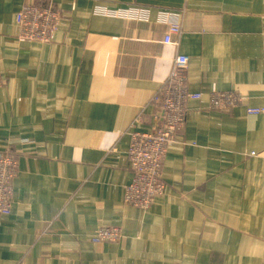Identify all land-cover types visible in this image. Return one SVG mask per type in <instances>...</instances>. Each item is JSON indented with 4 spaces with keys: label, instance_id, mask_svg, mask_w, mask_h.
Instances as JSON below:
<instances>
[{
    "label": "crops",
    "instance_id": "1",
    "mask_svg": "<svg viewBox=\"0 0 264 264\" xmlns=\"http://www.w3.org/2000/svg\"><path fill=\"white\" fill-rule=\"evenodd\" d=\"M23 4L0 0V151L17 159L0 264H264V0H54L46 43L20 39ZM178 54L200 99L162 192L128 206L130 135L157 125ZM213 92L240 102L212 109ZM102 226L119 240L97 241Z\"/></svg>",
    "mask_w": 264,
    "mask_h": 264
},
{
    "label": "built area",
    "instance_id": "2",
    "mask_svg": "<svg viewBox=\"0 0 264 264\" xmlns=\"http://www.w3.org/2000/svg\"><path fill=\"white\" fill-rule=\"evenodd\" d=\"M42 0H24L16 15L21 40L46 43L59 19L49 0L47 6L39 5ZM180 34V25L171 24L167 28L163 43L169 44L173 37ZM188 57L178 54L166 82L159 88L152 103L159 107L154 130L151 133H132L127 150L131 181L124 188V202L135 208H148L153 199L162 192L160 179L162 160L169 144L182 128L187 114V103L199 100V93H192L186 87ZM3 80L0 76V88ZM240 102L238 95L232 92H213L210 96L212 109L236 106ZM263 110L250 108L252 114ZM17 159L10 151H0V216L7 214L11 208L13 180L16 175ZM121 237L115 227L102 226L95 239L102 242H117Z\"/></svg>",
    "mask_w": 264,
    "mask_h": 264
}]
</instances>
